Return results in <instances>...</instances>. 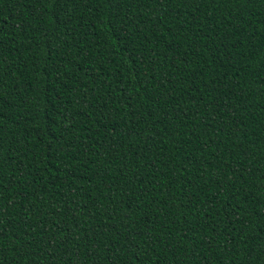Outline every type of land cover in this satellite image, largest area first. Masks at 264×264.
Here are the masks:
<instances>
[{"label":"trees","instance_id":"16d2710c","mask_svg":"<svg viewBox=\"0 0 264 264\" xmlns=\"http://www.w3.org/2000/svg\"><path fill=\"white\" fill-rule=\"evenodd\" d=\"M0 264H264V0H0Z\"/></svg>","mask_w":264,"mask_h":264}]
</instances>
